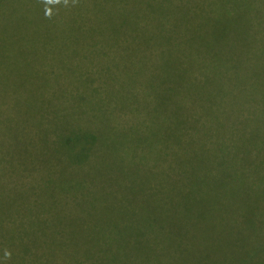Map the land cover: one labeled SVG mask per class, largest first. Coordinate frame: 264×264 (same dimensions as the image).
<instances>
[{
  "label": "trees",
  "instance_id": "1",
  "mask_svg": "<svg viewBox=\"0 0 264 264\" xmlns=\"http://www.w3.org/2000/svg\"><path fill=\"white\" fill-rule=\"evenodd\" d=\"M145 1L7 0L17 15L3 37L0 29V49L22 62L24 84L44 87L47 80L69 91L88 77L104 111L145 113L139 108L144 99L160 121L152 123L157 131L141 137L117 132L125 143L118 150L98 146L93 134L80 148L54 149L56 163H41L36 195L27 192L22 217L0 210V264H182V225L197 233L215 225L223 228L220 233L227 228L233 243L225 249L236 256L231 264H264V146L251 143L248 122L250 113H264V55L234 50L215 68L205 56L211 69L186 64L174 79L161 78L160 66H137V73L114 83V96L105 98L98 96L93 75L75 70L79 64H99L100 56L112 55L113 64L118 37L110 21L130 14L144 30L150 9ZM231 4L226 20L240 19L242 5ZM100 5L107 13L98 12ZM150 39L148 32L131 37L133 52L136 46L146 50ZM101 45L108 50H99ZM187 56L185 49L178 55ZM47 62L62 65L65 75L53 72L52 78ZM240 67L252 68L260 83L239 86ZM234 81L238 87L231 89ZM58 90L53 95L58 103L72 100ZM162 113L172 114L167 119ZM244 135L248 146L242 145ZM234 227L238 234L233 235ZM223 263L229 264L227 256Z\"/></svg>",
  "mask_w": 264,
  "mask_h": 264
},
{
  "label": "rangeland",
  "instance_id": "2",
  "mask_svg": "<svg viewBox=\"0 0 264 264\" xmlns=\"http://www.w3.org/2000/svg\"><path fill=\"white\" fill-rule=\"evenodd\" d=\"M234 1L242 5L244 14L240 19L232 17L226 20L231 12L230 4H234ZM145 4L144 8L150 7V9L145 26H142L144 30L132 23L130 14H117V18L110 21L118 37L114 65L110 62L112 55H108V59L105 57L106 60L100 56L99 64L95 61L94 65L85 67L79 64L75 67V70L95 77L96 84H99L98 96L101 98H105L106 95L114 96L116 91L114 83L129 80L130 75L137 73V66L139 69L153 65L160 66L164 69L159 75L161 78L174 79L186 64L199 63L211 69L209 64L203 62L205 56L209 57L210 64L215 68L225 61V54L230 55L234 50L242 49L249 54L261 52L260 54L264 55V16L256 17L250 9L253 7L264 12V0H146ZM104 7L98 6V12L107 13L108 7ZM12 14L17 15L15 10H12ZM12 14L7 0H0L2 37L12 23ZM145 32L151 37L147 49L143 51L140 46H136L133 52L134 43L131 37ZM154 45L158 46L156 52L153 51ZM105 48L107 47L101 45L99 50ZM184 49L188 55L185 60L178 57ZM190 50L193 51V55L190 54ZM213 53L220 56V59L217 60ZM91 58L97 60L95 56ZM48 62L46 70L51 71L52 78L55 76L53 72L60 76L65 75L62 65ZM251 69L238 68L240 75L244 76L239 75L237 83L239 86L252 84L254 88L260 83L259 74L256 79L251 74ZM24 70L20 60L16 62L13 56L10 55L9 58L7 49H0V210L2 211L20 212L28 201L27 192L31 191L33 197L36 195L39 178L44 172L40 169L41 163L43 161L56 163V158L53 156L54 149L63 145L80 148L84 143H88V137L93 134L98 137L95 138L98 146H109L114 151L125 145L117 137V132L141 137L148 134L149 129L153 132L159 128L153 127L152 123L160 121V117L157 113L151 112L149 104L144 99L139 102V108L145 113H108L102 109V102L97 98L96 91L95 95L92 93L94 88L89 85L91 78L85 77L80 84L69 91L60 87V91L55 84L47 80L44 87L24 84ZM261 75L264 77V73ZM237 84L234 81L231 89L237 88ZM56 89L60 97L66 95L65 99L72 100L58 103L53 98ZM115 106L121 111L118 103ZM68 107L72 113L68 111ZM162 114L163 117L170 119L172 113ZM194 114L202 118L209 116L207 113ZM228 114L231 117L236 113ZM250 115L248 122L252 121L251 143L264 146V113H250ZM246 127L248 126H243V129L247 130ZM242 140V145L248 146V136L244 135ZM124 157L125 155H122L120 158ZM115 160L117 161V158L112 157L111 163L113 164ZM69 171L78 172L72 166H69ZM34 199L30 201L35 202ZM40 201L39 199V203ZM31 206L32 211L37 210L36 204L34 206L31 203ZM20 217H22L21 212ZM222 229L220 225H215L197 233L196 229L188 230L186 225H182L184 238L182 245L185 241L186 250V254H179H182V264H224L226 256L231 264L232 258L236 259V256L233 255L232 249L226 251L225 247L231 246L233 239L232 236L229 237V229L225 228L224 233H220ZM239 231L234 227L233 235L238 234Z\"/></svg>",
  "mask_w": 264,
  "mask_h": 264
},
{
  "label": "clouds",
  "instance_id": "3",
  "mask_svg": "<svg viewBox=\"0 0 264 264\" xmlns=\"http://www.w3.org/2000/svg\"><path fill=\"white\" fill-rule=\"evenodd\" d=\"M5 255H6V256H9L10 254L6 252Z\"/></svg>",
  "mask_w": 264,
  "mask_h": 264
}]
</instances>
